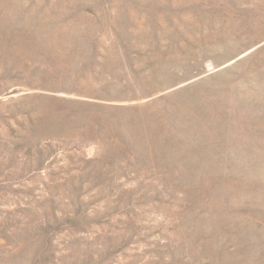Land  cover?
Segmentation results:
<instances>
[{
	"label": "rangeland",
	"instance_id": "1",
	"mask_svg": "<svg viewBox=\"0 0 264 264\" xmlns=\"http://www.w3.org/2000/svg\"><path fill=\"white\" fill-rule=\"evenodd\" d=\"M0 264H264V0H0Z\"/></svg>",
	"mask_w": 264,
	"mask_h": 264
}]
</instances>
